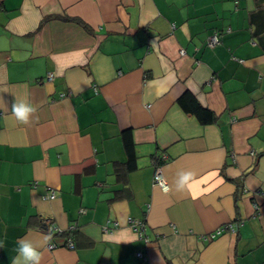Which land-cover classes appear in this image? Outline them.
<instances>
[{"label": "crops", "instance_id": "crops-1", "mask_svg": "<svg viewBox=\"0 0 264 264\" xmlns=\"http://www.w3.org/2000/svg\"><path fill=\"white\" fill-rule=\"evenodd\" d=\"M187 91L214 122L184 111ZM261 193L264 0H0V264L21 240L40 264H264Z\"/></svg>", "mask_w": 264, "mask_h": 264}, {"label": "built area", "instance_id": "built-area-1", "mask_svg": "<svg viewBox=\"0 0 264 264\" xmlns=\"http://www.w3.org/2000/svg\"><path fill=\"white\" fill-rule=\"evenodd\" d=\"M221 43V36L219 34V32L214 33L213 35H211L208 39H207V46L208 47H214L218 44ZM181 53L183 54L184 51H181ZM47 79L51 80L53 79V74L49 73L47 75ZM235 119V118H234ZM255 154V152L253 153ZM164 159V157H163ZM153 182L154 184L160 186L162 189L164 190H168L169 186L168 183L166 181V178L164 176V173L162 171V166L161 163H156V168H155V172H154V177H153ZM264 195V193H261ZM50 198L55 197V192L54 191H49V195ZM255 208L258 209L260 208L258 203H254ZM80 211L83 213L85 212V208H81ZM128 223L129 225L135 230L137 231L138 235L140 237H144L147 239V235L145 233V224L142 220L139 219H134V218H129L128 219ZM42 225L44 226V228L46 229L48 235H50L51 238L54 237L55 234L60 233L61 231L58 230L57 227H55V225L53 224L52 220L50 218H43L42 219ZM74 227H76V224H73L72 226H70L71 229H73ZM107 227H104V230L107 231ZM227 230H234V225L232 223L229 224H225V225H221L219 226L214 232L210 233L207 238H214L218 235H221L222 233H224ZM67 245L69 248H74V242L72 241L71 238H68L67 241ZM55 243H51L48 245V248L53 249L55 247ZM138 256L142 257L143 254L141 252L137 253Z\"/></svg>", "mask_w": 264, "mask_h": 264}, {"label": "trees", "instance_id": "trees-1", "mask_svg": "<svg viewBox=\"0 0 264 264\" xmlns=\"http://www.w3.org/2000/svg\"><path fill=\"white\" fill-rule=\"evenodd\" d=\"M51 18V16L46 17L44 20H48ZM67 20H75L80 23H83L81 19L78 18H73V17H65ZM207 43V42H206ZM178 103L182 108L184 109L185 112L193 114L194 116L197 117V119L202 123V124H210L214 122L217 117L214 111L210 110L209 108H206L200 104V102L197 100L195 95L192 92H185L178 98ZM123 140H124V146L127 151L128 155V165L129 168H135L136 167V161H137V156H136V150H135V143L133 140L132 132L130 129H126L123 132ZM156 159V163H160L161 161L159 159ZM77 229V226L74 227L73 229H69V233L73 232L74 230ZM61 233V232H60ZM75 246V243H74Z\"/></svg>", "mask_w": 264, "mask_h": 264}, {"label": "clouds", "instance_id": "clouds-1", "mask_svg": "<svg viewBox=\"0 0 264 264\" xmlns=\"http://www.w3.org/2000/svg\"><path fill=\"white\" fill-rule=\"evenodd\" d=\"M35 110L36 109L26 100L16 101L12 106V115L18 121L26 123ZM188 179L189 175H183L181 186H183ZM47 239L48 237H45V240ZM17 252L18 256L13 264H20L21 260L23 261V264H40L41 254L31 242L24 240L19 241Z\"/></svg>", "mask_w": 264, "mask_h": 264}]
</instances>
